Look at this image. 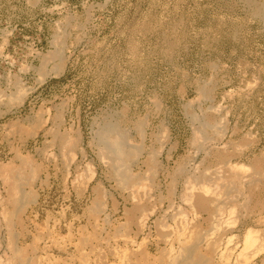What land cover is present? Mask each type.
I'll return each mask as SVG.
<instances>
[{"label":"rangeland","instance_id":"374dc122","mask_svg":"<svg viewBox=\"0 0 264 264\" xmlns=\"http://www.w3.org/2000/svg\"><path fill=\"white\" fill-rule=\"evenodd\" d=\"M263 1L0 0V264H264Z\"/></svg>","mask_w":264,"mask_h":264},{"label":"bare ground","instance_id":"6f19581e","mask_svg":"<svg viewBox=\"0 0 264 264\" xmlns=\"http://www.w3.org/2000/svg\"><path fill=\"white\" fill-rule=\"evenodd\" d=\"M249 4V3H248ZM251 4V3H250ZM251 8V7H250ZM255 11V10H254ZM254 14V13H253ZM256 14H258L261 18H262V20L264 21V1L260 4V5H257L256 6ZM176 46V45H175ZM60 54V53H59ZM59 56V55H58ZM59 64V63H58ZM17 91V90H16ZM141 124V123H140ZM208 124V123H207ZM111 128V127H110ZM124 129V128H123ZM109 130V129H108ZM204 131V130H203ZM124 132V131H123ZM126 133V132H125ZM119 134V133H118ZM121 135V134H120ZM123 137V136H122ZM111 138V137H110ZM114 138V137H113ZM120 138V137H119ZM110 140V139H109ZM123 140V139H122ZM120 141V140H119ZM121 142V141H120ZM120 142H118V141H116V140H113L112 142H111V144H110V148H111V151H112V153L113 154H116L118 157L120 156V154H122L123 153V150L124 149H122V145H121V143ZM66 144V143H65ZM124 144V143H123ZM125 148V147H124ZM128 149V148H127ZM69 153V152H68ZM127 154V153H126ZM116 156V157H117ZM125 156V155H124ZM117 157V158H118ZM118 159H120L119 160V162H122L121 161V156L118 158ZM122 160H123V158H122ZM114 168V167H113ZM22 198V197H21ZM20 199V198H19ZM14 202V201H13ZM22 202V201H21ZM249 231V230H248ZM246 234V233H245ZM248 234V233H247ZM250 235V234H249ZM246 236V235H245ZM245 236H244V238H245ZM197 237V236H196ZM198 237H199V235H198ZM249 237V236H248ZM248 237L246 238V240H248ZM194 239H196L195 237H194ZM250 239V238H249ZM245 240V239H244ZM198 242V241H197ZM190 244H192V243H190ZM198 244V243H197ZM247 244V243H246ZM252 244V243H251ZM249 245V244H248ZM189 246V245H188ZM191 249V248H190ZM187 250V249H186ZM191 251V250H190ZM193 251V250H192ZM179 253H181V252H179ZM179 253H178V255H179ZM175 254H177V253H175ZM241 254V253H240ZM198 255V254H197ZM187 256V255H186ZM190 255H188L187 257H189ZM199 256H200V254H199ZM202 256V255H201ZM200 256V257H201ZM176 257V256H175ZM195 257V256H194ZM199 257V258H200ZM206 257V256H205ZM176 258H178V256L176 257ZM182 258H184V257H182ZM171 259V258H170ZM174 259V258H173ZM191 259V258H190ZM182 260V259H181ZM187 260H189V259H187ZM192 261H196L195 259H191ZM200 260H201V258H200ZM199 260V261H200ZM184 261V260H183ZM190 261V260H189ZM198 261V260H197ZM181 262V261H180ZM185 263H187V262H185ZM185 263H181V264H185ZM170 264V263H169ZM176 264V263H175ZM178 264H180V263H178ZM200 264V263H199Z\"/></svg>","mask_w":264,"mask_h":264}]
</instances>
